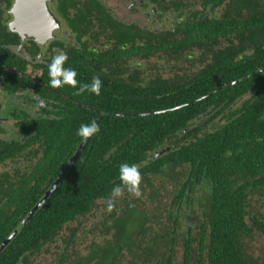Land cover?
<instances>
[{"label":"trees","instance_id":"1","mask_svg":"<svg viewBox=\"0 0 264 264\" xmlns=\"http://www.w3.org/2000/svg\"><path fill=\"white\" fill-rule=\"evenodd\" d=\"M258 16L248 15L243 22L252 38L264 30V19ZM237 22L226 16L218 22L214 18H206L204 23L195 22L197 27L193 30L182 25L183 39L172 41L168 40L172 34H165L166 31L133 28L131 51L84 49L86 69L93 70L102 81L100 95L85 91L79 96L91 107L72 106L70 117L63 122L40 125V131L48 130L52 137L42 142L44 157L35 168L40 171L36 175L32 172L21 187L11 191L15 205L0 207V245L44 196L74 154L82 141L77 135L78 128L98 116L90 108L105 114H155L103 116L98 123L100 131L89 138L55 191L1 252L0 264H31V257L38 256L52 244L64 226L87 215L95 199L107 198L111 189L121 183L119 166L124 162L136 164L142 177L154 175L159 167H166L170 162L185 166L188 176L183 189L196 187L208 202L203 218L194 225L199 232L198 240L194 238L198 248L193 256L200 259L197 264H264V257L251 247L255 237L264 238V118H259L264 111V48L258 43L256 47H248L251 39L239 42L234 30L225 29L231 25L235 28ZM196 29L199 36L195 34ZM222 36L229 41L219 43L217 37ZM201 38L205 42L190 49L192 41ZM136 40L145 43L140 45ZM159 51L180 55L184 59L182 63L190 61L191 65H194L193 58L187 56L197 51L203 58L198 60L203 66L198 72L182 75L174 82L150 79L144 87L136 82L127 83L116 73L111 77L101 75L100 71L105 68L114 71L109 63L121 55L142 59ZM69 67L79 72L71 61L66 66ZM91 81L92 78L86 77L82 83L90 84ZM218 89L220 91H216ZM66 90L74 93L75 88L67 85ZM145 91L148 93L144 94ZM251 92L252 96L243 100L234 116L224 119V123L210 121L213 125L209 126V122L201 124L195 120L210 106L215 110L223 104L225 108ZM177 106L180 108L171 110ZM191 121L198 126L190 124ZM189 127L191 129L184 132ZM36 132L39 135L38 129ZM173 137L177 142L191 137L194 141L176 144L178 149L163 159H148L151 168L143 165L147 154ZM13 156L11 153L0 157V163ZM31 181L34 182L30 184ZM253 194L261 200V207L257 209L249 203L248 195ZM167 217L174 219L177 214L169 210ZM246 218L252 221L250 226ZM152 223L150 234L154 232ZM74 238L75 229L64 240L61 252L58 248L59 264L64 263L65 253ZM114 239L104 241L101 246L91 241L86 245L87 253L72 264H119L123 243L121 237ZM127 246L130 247V243ZM158 248L157 242L151 239L147 259L141 264H173L174 255L164 256L163 253L159 256ZM191 256L188 251L185 253L184 264L190 263ZM138 260V256L130 255L127 264H140Z\"/></svg>","mask_w":264,"mask_h":264},{"label":"flooded vegetation","instance_id":"2","mask_svg":"<svg viewBox=\"0 0 264 264\" xmlns=\"http://www.w3.org/2000/svg\"><path fill=\"white\" fill-rule=\"evenodd\" d=\"M16 2L17 0H0V157L14 154V158H4L0 163V207L4 204L15 205L11 200V191L21 187L32 172L36 175L40 171L38 167L35 168L44 157L42 142L52 137L48 130L44 131L47 132L45 134L40 131V125H44L45 122H63L70 117L72 106L83 109L91 107L75 94V90L83 85L82 80L96 76L93 70L86 69L85 48L95 52L131 51L134 46L131 39L133 28L140 31H166L165 34H172L168 39L172 41L177 38L183 39L185 34L182 33V25H188L187 27L193 30L197 27L193 24L195 22L204 23L206 18H214L218 22L226 16L238 21L235 28L231 25L225 26V29L234 30L239 42L251 39L253 42H248V47H256L258 43L264 48V30L252 38L250 31L243 25L244 20L251 14H259L260 20L264 19V0H50L48 2L50 16L42 17L40 20L37 17L22 16L20 13L15 16L12 9ZM163 17L169 18L168 24L160 23ZM10 20L13 21L12 31L8 30ZM199 30L196 29V36L200 35ZM228 37H231L230 34ZM228 37H217L218 42L225 44L229 41ZM203 39L193 40L190 49L198 43L203 44L205 42ZM136 41L140 44L138 40ZM144 43L145 41L140 45ZM61 51L68 55L64 67L66 68L71 61V64L79 69L76 77L79 83L74 93L66 90L67 85L55 89L49 86L48 64L52 57ZM192 54L193 56L187 57L193 58L194 65H191L190 61L182 63L181 60L184 59L180 55L167 51H159L142 59L121 55L109 63L114 71L105 68L100 72L105 77H111L116 73L127 83L136 82V85L143 87L150 79L174 82L182 75L198 72L203 66L198 61L203 59L200 53L194 51ZM146 93L148 91L144 94ZM252 94L248 93L238 101H232L231 105L225 108L223 104L215 110L210 106L195 120L201 124L209 122L211 123L209 126L213 125L212 122L224 123V119L232 118L243 100L249 99ZM178 108L180 106L171 110ZM90 109L98 115L92 120L97 125L103 116L131 117L155 114V112L105 114L95 108ZM218 111L220 112L217 113ZM259 118H264V111L260 113ZM196 123L190 122L198 126ZM189 129L191 127L184 132ZM182 135L180 134L181 137ZM187 140L194 141L192 137L185 138L182 142H177L174 137L166 140L152 153L147 154L143 165L149 167L151 158L155 160L170 156L178 149L176 144L181 145ZM187 176L184 165L170 162L166 167H159L154 175L142 177L140 184L142 195L139 198L130 195L125 189L123 196L114 201L115 208L111 213L106 211L110 194L107 198L95 199L91 211L81 217L92 219V215L95 214L96 223L89 230V233H96L99 237V242L94 243L101 246L106 240L112 238L117 240L121 237L123 244L119 252V264H127L130 255L135 258L138 256V263L141 264L147 259L146 251L150 246V240L154 239L159 247L158 252L161 253L159 256L163 253L164 256L172 253L173 264H184L183 256L188 251L192 255L189 264H197L200 259L193 256L198 248L194 238L198 240L199 232L194 225L203 218L206 212L204 207H207L208 202L203 192L198 191L196 187L190 190L183 189ZM148 180L150 182L147 184ZM253 195H248L249 203L256 206L261 200ZM169 210L177 214V217L169 219L167 217ZM151 221L154 229L152 234L148 231ZM245 221L249 226L252 224L247 218ZM163 239L167 241L164 242ZM189 242L191 243L188 245ZM128 243L130 247L127 246Z\"/></svg>","mask_w":264,"mask_h":264},{"label":"clouds","instance_id":"3","mask_svg":"<svg viewBox=\"0 0 264 264\" xmlns=\"http://www.w3.org/2000/svg\"><path fill=\"white\" fill-rule=\"evenodd\" d=\"M8 30H13L12 20L8 22ZM67 61L68 55L63 51L52 57L51 62L48 64V74L50 78L49 86L51 88H60L64 85H69L73 88H77L79 83L76 79L77 72L71 67H64ZM101 88V79L99 78V76H94L90 84L80 85L75 94L81 95L85 91H87L99 96ZM99 131V126L95 121H92L91 123L81 124L77 130V135L82 139L87 140L88 138L96 135ZM119 180L121 182L120 185H116L111 189L110 196L107 200L106 211L109 213L114 210V201L123 196L125 189L130 195L136 198H139L142 195L140 191L142 176L139 167L136 164H129L127 162L122 163L119 166Z\"/></svg>","mask_w":264,"mask_h":264},{"label":"rangeland","instance_id":"4","mask_svg":"<svg viewBox=\"0 0 264 264\" xmlns=\"http://www.w3.org/2000/svg\"><path fill=\"white\" fill-rule=\"evenodd\" d=\"M160 23L164 25L168 24L169 18L163 17ZM259 207H261V205L258 202L255 206V209ZM96 220L97 218L95 214H93L92 219L80 218L76 221H73L69 226H64L59 232L58 236L55 237L52 244L46 247V249L43 250L38 256L31 257V264H59L57 257L59 250L61 252L64 247V240L70 236L73 229H77L75 238L73 239L72 244L69 246L68 251L65 253V260L63 264L75 263V261L78 259L77 257L83 256L87 253L86 245H89L91 241L97 243L99 242V237L96 233H89V230L94 226ZM84 222H86V224H83ZM255 238L256 241L251 243V247L254 248L257 254H259L261 257H264V238L260 236Z\"/></svg>","mask_w":264,"mask_h":264},{"label":"water","instance_id":"5","mask_svg":"<svg viewBox=\"0 0 264 264\" xmlns=\"http://www.w3.org/2000/svg\"><path fill=\"white\" fill-rule=\"evenodd\" d=\"M49 1L50 0H17L15 5L13 6L12 11L15 14V16H17V14L20 13L22 14V16L37 17L38 20H40L42 17L45 18V17L50 16V12L48 11ZM19 9H21V12H19ZM42 24H44L43 21H42ZM88 140L89 138L87 140H84V139L82 140V142L77 147L75 153L72 155L71 159L69 160L67 165L64 167L60 175L52 183L51 187L45 193L44 197L29 211L27 216L19 223V225L15 228V230H13L9 234V236L3 240V242L0 245V254L6 248V246L11 242V240L15 238V236L18 234L21 228L24 227L26 223L32 219L34 214L44 204L47 198L55 191L56 187L59 185L62 179L66 176L67 172L73 167L76 160L79 158Z\"/></svg>","mask_w":264,"mask_h":264}]
</instances>
